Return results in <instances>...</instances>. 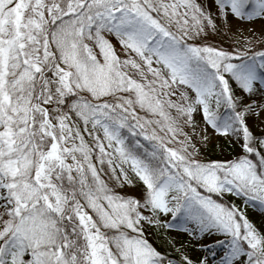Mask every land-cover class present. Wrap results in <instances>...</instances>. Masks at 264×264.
Masks as SVG:
<instances>
[{"label":"rangeland","instance_id":"1","mask_svg":"<svg viewBox=\"0 0 264 264\" xmlns=\"http://www.w3.org/2000/svg\"><path fill=\"white\" fill-rule=\"evenodd\" d=\"M0 264H264V0H0Z\"/></svg>","mask_w":264,"mask_h":264},{"label":"trees","instance_id":"2","mask_svg":"<svg viewBox=\"0 0 264 264\" xmlns=\"http://www.w3.org/2000/svg\"><path fill=\"white\" fill-rule=\"evenodd\" d=\"M125 133L129 135L128 140L131 141L133 148L135 149L138 156L143 159L152 162L159 170L168 172L171 168L170 163L166 161L163 150L151 140H147L142 137L138 132L130 131L129 128L125 130Z\"/></svg>","mask_w":264,"mask_h":264}]
</instances>
